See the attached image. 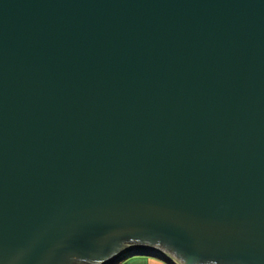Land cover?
I'll return each instance as SVG.
<instances>
[{
	"label": "water",
	"instance_id": "95a60500",
	"mask_svg": "<svg viewBox=\"0 0 264 264\" xmlns=\"http://www.w3.org/2000/svg\"><path fill=\"white\" fill-rule=\"evenodd\" d=\"M264 264V0H0V264Z\"/></svg>",
	"mask_w": 264,
	"mask_h": 264
},
{
	"label": "crops",
	"instance_id": "0c3cea01",
	"mask_svg": "<svg viewBox=\"0 0 264 264\" xmlns=\"http://www.w3.org/2000/svg\"><path fill=\"white\" fill-rule=\"evenodd\" d=\"M148 257V256H147ZM150 259L152 260H147L144 259V258H132L130 260H127L126 262L123 260H120L119 262L115 263V264H166V263H163L162 261L156 259V258H152V257H149Z\"/></svg>",
	"mask_w": 264,
	"mask_h": 264
},
{
	"label": "rangeland",
	"instance_id": "374dc122",
	"mask_svg": "<svg viewBox=\"0 0 264 264\" xmlns=\"http://www.w3.org/2000/svg\"><path fill=\"white\" fill-rule=\"evenodd\" d=\"M132 258H144V259H146L147 258V260H152V259H150L149 257H147V256H144V255H130V256H127V257H125V259H124V261L126 262L127 260H130V259H132ZM122 259V260H123Z\"/></svg>",
	"mask_w": 264,
	"mask_h": 264
},
{
	"label": "bare ground",
	"instance_id": "6f19581e",
	"mask_svg": "<svg viewBox=\"0 0 264 264\" xmlns=\"http://www.w3.org/2000/svg\"><path fill=\"white\" fill-rule=\"evenodd\" d=\"M172 263H173V264H177V263H175V262H173V261H172Z\"/></svg>",
	"mask_w": 264,
	"mask_h": 264
}]
</instances>
